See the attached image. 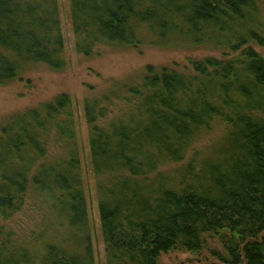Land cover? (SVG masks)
<instances>
[{"label":"trees","instance_id":"16d2710c","mask_svg":"<svg viewBox=\"0 0 264 264\" xmlns=\"http://www.w3.org/2000/svg\"><path fill=\"white\" fill-rule=\"evenodd\" d=\"M74 46L93 57L212 49L183 70L147 64L84 99L106 264H264V0H69ZM67 67L58 0H0V85ZM221 128L210 153L194 145ZM192 151V154H191ZM39 220L29 239L8 222ZM39 230V231H38ZM73 98L0 121V264H95ZM50 234V236H48Z\"/></svg>","mask_w":264,"mask_h":264},{"label":"rangeland","instance_id":"374dc122","mask_svg":"<svg viewBox=\"0 0 264 264\" xmlns=\"http://www.w3.org/2000/svg\"><path fill=\"white\" fill-rule=\"evenodd\" d=\"M61 14V26L64 36L65 56L67 67L63 72L50 70L44 64L34 66L17 81L0 85V121L11 114L37 106L41 102L51 100L57 94L66 92L73 98L74 108L78 117V136L82 146V168L87 185L88 209L92 222L91 242L95 264H106L105 245L101 231V220L98 210V200L95 188V176L92 170L89 148V133L84 114V99L92 96L99 88L106 86L107 79H123L137 69L147 64L168 65L183 70L190 66L189 58L201 59L206 56L232 58L240 54L229 51L212 49H159L145 47L143 53H121L107 48H100L93 57H85L76 52L74 35L70 19L69 0H58ZM264 20V8L262 11ZM254 49L264 56V49L254 45ZM221 128L197 143L193 151L198 149L210 153L221 137ZM192 154V151H191ZM33 214L27 208L17 214L8 224L14 228L17 237L29 239L39 229V220L33 219ZM39 231V230H38ZM50 236V234H48ZM218 249L223 253L222 245L217 238L208 237L207 244L199 254L185 251H174L163 254L159 264H204L217 261L211 250Z\"/></svg>","mask_w":264,"mask_h":264}]
</instances>
